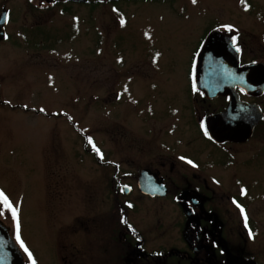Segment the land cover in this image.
<instances>
[{"label": "rangeland", "instance_id": "374dc122", "mask_svg": "<svg viewBox=\"0 0 264 264\" xmlns=\"http://www.w3.org/2000/svg\"><path fill=\"white\" fill-rule=\"evenodd\" d=\"M41 1L0 0L9 13L0 43V193L11 205L0 200V220L27 264H128L111 241L115 168L105 164L119 162L123 175L156 167L158 149L143 130L148 108L183 95L207 31L229 30L246 60L264 63V0L104 3L77 16L37 8ZM207 146L199 139L183 153ZM233 185L227 195L243 182ZM156 218L165 230L151 225ZM179 220L168 201L140 200L131 215L148 252L178 241Z\"/></svg>", "mask_w": 264, "mask_h": 264}, {"label": "flooded vegetation", "instance_id": "af4514ba", "mask_svg": "<svg viewBox=\"0 0 264 264\" xmlns=\"http://www.w3.org/2000/svg\"><path fill=\"white\" fill-rule=\"evenodd\" d=\"M104 3L112 5L121 2L45 0L36 5L41 9H63L64 15L77 16L80 7H100ZM214 32L235 43L240 50V66L259 63L244 58L243 45L229 30L221 33L215 27L207 31L195 56L192 74L187 76L183 95L172 103H162V108L155 105L148 108V127L143 130L149 145L158 149L160 157L156 167L148 163L135 174L123 175L119 162L110 161L106 165L115 168L117 179L116 187H111L114 215L110 218L109 228L114 236L111 241L121 251L118 258L122 263L124 261L129 264V258L132 257L133 264H155L161 261L162 264H261L264 242L258 239L264 233V226L257 214H264V128H261L264 127V107L260 103L264 94L251 97L241 89H235L240 101L258 105L263 113V119L255 125L248 139L241 140L237 136L232 140L216 143L210 138L208 121L215 115L225 113L230 102L229 97L207 98L196 88L194 82L197 57L209 35ZM6 39L7 34L0 43ZM160 111L161 116L157 113ZM171 133L174 134L170 135ZM199 139L207 142L206 149L195 148L193 154L183 153L184 147H195V142ZM152 153L153 151L150 152ZM164 159L170 160L168 170L175 176L163 171L167 166ZM177 168L182 171L176 173ZM143 171L155 174L162 182L167 190L164 197L141 192L138 183ZM146 178H149L148 173ZM232 182L234 185L243 182L234 196L224 192ZM258 193L262 194V199ZM246 197L249 205L241 202V198ZM138 200L146 205L168 201L179 212L180 220L173 224L178 233V241L174 245L152 252L146 250L144 235L131 221V215L137 213ZM154 221L151 224L154 228L158 225L159 229L162 225V229H166L160 219L156 218Z\"/></svg>", "mask_w": 264, "mask_h": 264}, {"label": "water", "instance_id": "95a60500", "mask_svg": "<svg viewBox=\"0 0 264 264\" xmlns=\"http://www.w3.org/2000/svg\"><path fill=\"white\" fill-rule=\"evenodd\" d=\"M75 2L82 0H73ZM8 11L0 13V41L5 38L4 28ZM196 88L209 99L229 97L225 113L213 116L208 121L210 138L216 143L240 136L248 139L255 125L263 119L256 104L240 101L236 88L246 95L259 97L264 94V63L240 66V50L231 41L217 32L211 33L198 55L194 78ZM147 172L149 178H146ZM143 194L164 197L166 188L155 174L143 171L138 183ZM0 264H25L23 255L12 240L8 229L0 222Z\"/></svg>", "mask_w": 264, "mask_h": 264}, {"label": "snow or ice", "instance_id": "6c2138e0", "mask_svg": "<svg viewBox=\"0 0 264 264\" xmlns=\"http://www.w3.org/2000/svg\"><path fill=\"white\" fill-rule=\"evenodd\" d=\"M193 2H195V0H193ZM121 24H123V20H121ZM233 40H235V38H233ZM89 142H91V141H89ZM0 200L3 201V204H4L5 207H11V205L8 204L7 197H5L3 193H0ZM241 211H243V210H241ZM12 216H13V218L16 217V211H15V209L12 210ZM18 228H19V225L17 224V235H16V239L19 241L20 240V236H19ZM21 247L22 248L24 247L23 242H21ZM24 250H25V252L28 251L27 248H24ZM29 256H31L30 253H29Z\"/></svg>", "mask_w": 264, "mask_h": 264}, {"label": "trees", "instance_id": "16d2710c", "mask_svg": "<svg viewBox=\"0 0 264 264\" xmlns=\"http://www.w3.org/2000/svg\"><path fill=\"white\" fill-rule=\"evenodd\" d=\"M114 1L121 2V3H139V2H149L150 0H114ZM92 6L93 7H95V6L97 7V5H92ZM38 113H40V112H38ZM69 123L72 124L71 121H69ZM87 151L89 153H91V151L89 149H87ZM97 159H98V157H97ZM105 165H108V164H105ZM115 181L117 182V179H116V175L114 174L111 177V186H115L116 187L117 184L115 183Z\"/></svg>", "mask_w": 264, "mask_h": 264}]
</instances>
